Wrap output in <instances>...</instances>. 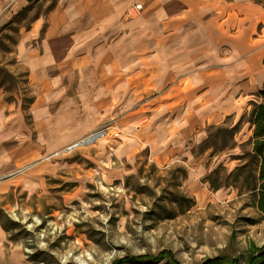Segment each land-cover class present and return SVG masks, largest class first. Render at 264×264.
Masks as SVG:
<instances>
[{
	"label": "rangeland",
	"instance_id": "374dc122",
	"mask_svg": "<svg viewBox=\"0 0 264 264\" xmlns=\"http://www.w3.org/2000/svg\"><path fill=\"white\" fill-rule=\"evenodd\" d=\"M10 3L0 0V131L9 139L0 157V264H245L264 247L251 151L264 86V14L232 29L233 39L248 42L246 75L209 83L195 140L161 141L158 111L139 125L149 113L145 96L134 94L121 103L134 102L129 110L103 124L112 122L118 135L83 147L81 137L53 143L33 123L28 65L15 45L48 7L35 1L9 16Z\"/></svg>",
	"mask_w": 264,
	"mask_h": 264
},
{
	"label": "crops",
	"instance_id": "0c3cea01",
	"mask_svg": "<svg viewBox=\"0 0 264 264\" xmlns=\"http://www.w3.org/2000/svg\"><path fill=\"white\" fill-rule=\"evenodd\" d=\"M35 1L48 9L16 42V56L28 65L33 123L44 127L42 135L55 138L51 142L63 144L121 116L134 102L121 103L134 94L145 96L149 113L139 125L154 120L158 111L161 141L195 140L199 103L211 95L209 83L246 75L241 68L250 62L248 42L233 39L232 29L264 14L253 0H11L5 14H18ZM157 69L154 81L160 88L153 92ZM229 84L223 82V89ZM172 124L181 130H170ZM2 131L0 157L1 144L9 142L2 141Z\"/></svg>",
	"mask_w": 264,
	"mask_h": 264
},
{
	"label": "trees",
	"instance_id": "16d2710c",
	"mask_svg": "<svg viewBox=\"0 0 264 264\" xmlns=\"http://www.w3.org/2000/svg\"><path fill=\"white\" fill-rule=\"evenodd\" d=\"M262 66L264 69V59L262 60ZM259 103L254 107L252 125V141L251 151L258 162V181L259 185L255 190V206L257 210L264 215V86L258 92ZM204 264H210L205 262ZM216 264V263H215ZM229 264H240L237 260L233 259ZM245 264H264V247L256 248L252 254H250Z\"/></svg>",
	"mask_w": 264,
	"mask_h": 264
},
{
	"label": "built area",
	"instance_id": "2783aa9c",
	"mask_svg": "<svg viewBox=\"0 0 264 264\" xmlns=\"http://www.w3.org/2000/svg\"><path fill=\"white\" fill-rule=\"evenodd\" d=\"M135 10L140 9V5H135L134 6ZM113 129V130H112ZM115 126L112 125V122H108L105 125H102L95 129L93 132H91L89 135L86 137H83L78 141L77 144L81 146H89L95 144L97 141L101 140L102 138H105L106 136H117L118 132L114 131Z\"/></svg>",
	"mask_w": 264,
	"mask_h": 264
}]
</instances>
